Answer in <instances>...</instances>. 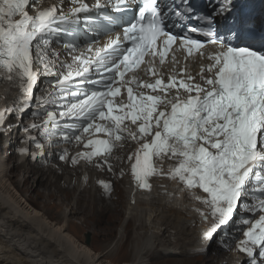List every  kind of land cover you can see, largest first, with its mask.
<instances>
[{
	"label": "snow or ice",
	"instance_id": "6c2138e0",
	"mask_svg": "<svg viewBox=\"0 0 264 264\" xmlns=\"http://www.w3.org/2000/svg\"><path fill=\"white\" fill-rule=\"evenodd\" d=\"M71 2L74 6L67 14L62 4H53L37 8L32 15L28 8L35 6L33 0H0V76L19 83L23 92L19 101L21 113L31 105L39 86L40 74L33 70V53L44 61L53 33H68L81 23L82 13L83 23L90 19L87 3ZM107 3L114 4L121 16L132 13L122 21V35L110 37L92 55L82 53L71 64L61 62L64 71L58 74L54 73L51 60L43 63L45 72L53 73L57 79L45 100L50 110H46L44 121L30 128L39 127L45 136L59 135L64 140L70 139L71 133L77 142L88 134L86 150L71 158L73 164L111 153L114 142L126 133L139 142L136 152L129 155L135 161L131 172L138 187L150 189L149 178L159 173L178 179L189 190L199 189L206 194L196 199L209 209L208 213H201L207 224L202 237L209 241L233 221L247 198L245 211L259 215L254 221L243 219L244 239L237 248L252 258L251 264H258V249L264 259V41L258 46H234L218 37L215 18L230 14L232 0H219L213 15L206 18V26L189 27L190 33L203 39L170 31L163 0ZM103 6L101 0H96V8ZM174 14L182 15L179 11ZM235 35L240 42L246 33L243 28H236ZM177 43L186 53L185 59L194 54L203 56L206 45L215 46L207 57L210 63L200 69L201 82H196L186 68H180L178 74L170 73L165 82L163 73L155 67L156 58L163 66ZM87 51L93 53L91 45ZM145 56L152 58L147 73L155 77L154 82L140 80L136 75L126 79L127 73L145 63ZM171 58L177 62L174 53ZM93 71L95 79L89 78ZM86 85L100 87L82 91ZM134 86L149 92L136 93ZM122 88L127 91V101L116 103ZM173 89L175 95L169 99L168 93ZM159 92L164 95L153 94ZM51 109H59V113ZM16 110L13 107L7 112L12 115ZM126 120L136 126L135 132L126 127ZM5 122V111H0V127ZM97 134H103V138ZM37 147L43 145L37 143ZM59 158L68 159L66 153ZM165 158L174 162L168 173L155 166V160ZM100 183L110 190L109 183ZM253 196L255 200L251 199Z\"/></svg>",
	"mask_w": 264,
	"mask_h": 264
},
{
	"label": "bare ground",
	"instance_id": "6f19581e",
	"mask_svg": "<svg viewBox=\"0 0 264 264\" xmlns=\"http://www.w3.org/2000/svg\"><path fill=\"white\" fill-rule=\"evenodd\" d=\"M83 1L88 5L96 3V0ZM104 1L108 8L114 7L113 4L107 3V0ZM53 4L57 6L62 4L63 12L66 14L74 6L71 0H39L34 7H29L28 11L35 14L37 8L43 9ZM83 16L84 14H81V17ZM110 37L114 36L105 35L102 42L106 43ZM53 40V37L49 38L44 61L36 58L33 53V70L40 74L39 86L33 99L37 107L28 108L21 117L13 114L10 117L6 116L5 125L0 129V264H116L105 258L107 254L115 252L113 251L115 246L111 245L103 252L98 251L88 235L83 241L77 234L71 232L70 227L77 220L88 224L104 223V234H108L114 229L112 225L121 221L123 215L131 228L129 226L124 228V231L118 234L119 240L123 241V238L129 237L135 231L133 259L123 264H149L148 256L152 254L192 256L209 250L212 251L210 258L215 259L223 249L228 248H231L230 252L228 256L223 255L220 258V264H241L251 260L252 258L237 248L239 241L244 239L243 219L254 221L259 215L257 213L253 216L245 211L248 207L247 198L243 205L244 210L237 212L233 221L209 241L202 237L207 224L201 215L202 212L208 213L209 209L187 188H181L183 184L179 183L178 179L157 173L149 182L150 189L138 187L130 171L133 159H129L136 146L134 143L136 140H130L126 133L123 139L114 142L111 153L93 158L91 161L80 159L78 163L73 164L71 158L86 150L84 142L89 138L88 134H83L84 139L77 142L75 135L71 133L70 139L64 140L59 135L51 138L45 136L39 127L30 128L32 124L39 126L44 121L45 115L41 117L40 115L50 110V105L46 106L45 100L48 93L53 91V81L57 79L53 73L45 72L43 63L51 60L54 73L58 74L64 71L61 62L71 64L77 55L94 54V47L93 53L87 51L90 45H84L81 51H78L76 46L59 43V38ZM214 50L205 51L201 59L197 55L187 57L184 60L187 67H181L178 62L174 63L172 60L166 61L163 66L159 64L162 67L160 72L163 73V79L167 82L170 73L178 74L180 68H186L187 73L196 78V82H201L199 78L201 65L207 66L210 63L207 57ZM91 75V79L96 78L95 71ZM137 77L149 82H154L155 79L150 75H145L144 78L140 75ZM46 81H49V86L45 89ZM10 83L8 81L6 86ZM7 88L0 87V97L5 93L11 95L20 92L21 89L19 86ZM83 90L93 89L86 85ZM135 90L136 93L149 92L148 89ZM174 91L175 89L170 91L168 96L172 98ZM1 100L2 98L0 102ZM51 110L59 113V109ZM0 111L8 114L4 108H0ZM29 115L34 117L27 120ZM125 125L129 129L127 121ZM133 128L136 126L133 125ZM97 135L103 137V134ZM18 142L21 143L19 148ZM37 143L42 144L43 148H38ZM15 150H18L17 154L9 155L10 151ZM65 153L68 159L61 160L59 157ZM16 157L19 158L17 163L14 166L9 164V161L12 158L15 160ZM173 163L167 158L155 160V166L163 173H168ZM15 170L20 173L18 178L15 177ZM100 181L109 183L110 190H106ZM22 185L26 189H23ZM114 191L119 194L117 199L113 197V194L116 195ZM32 192L36 193L37 198L42 199L62 196V199H58L63 206V221L52 219L46 210L40 208L46 205L45 202L40 204L36 202L35 205ZM205 195L202 193L198 196ZM251 199L255 200L256 197L253 196ZM102 216L107 217V220L100 221ZM123 225L125 227V224ZM169 227L173 229L170 235ZM220 233H224L222 235L224 238L219 239V244H216L215 240L220 237ZM169 241L171 242L168 245ZM258 252L259 249L255 259L258 264H264V259Z\"/></svg>",
	"mask_w": 264,
	"mask_h": 264
},
{
	"label": "rangeland",
	"instance_id": "374dc122",
	"mask_svg": "<svg viewBox=\"0 0 264 264\" xmlns=\"http://www.w3.org/2000/svg\"><path fill=\"white\" fill-rule=\"evenodd\" d=\"M28 120H29V118H28ZM19 133L21 134L22 130H20ZM19 146H21V143L18 142V148H19ZM15 151H12V152L10 151L9 155H11L12 153L17 154L18 150H15ZM18 160H19L18 157H16L15 160L12 158L9 161L10 162L9 164L14 166ZM15 174H16L15 177L18 178L19 177L18 174H20V173H18V171L15 170ZM22 187H23V189H26V187H24L23 185H22ZM32 193H33L34 198H35L34 199L35 205H36V202L39 204L45 202L44 204H46V205L40 206V208H42V210H44V211L46 210V212L48 213V215L52 219H57L58 221H63V219H64V214H63V209H62L63 206L61 203H59L60 202L59 199L63 198L62 196L56 197V198L42 199L39 197L37 198L35 192H32ZM114 193H116V195L113 194V197H115V199H117L119 197V194L116 191H114ZM124 217H125V215L121 216V218H120L121 221H118L117 223L112 225L114 229L112 232H110L108 234H104L105 233V231H104L105 227L103 226L104 223L100 224V225L96 224V222L88 224L86 222H82L81 220H77L70 227V230L72 233L77 234V236L80 239H82L83 241H85L87 239L86 236L89 234L90 239H91V243L93 244L95 249L98 251L103 252L109 246H111V245L115 246V249L113 250L115 252L111 253V254H107L106 255L107 257H105V258L111 260L113 263L123 264L125 262H131L132 261V259H133V255H132L133 250L132 249H133V244L135 241V239H134L135 231H133L129 237L123 238L124 239L123 241L119 240L120 237H118V234H120L121 231H124V228L126 229L127 226L130 227V225L127 224L128 223L127 220L125 221ZM102 220H107V217L102 216L100 221H102ZM122 223L125 224V227ZM168 230H169L168 235H170L171 234L170 232L173 231V229L171 227H169ZM100 232H102L103 234ZM223 238L224 237L217 238L215 240V243L217 244V242L220 241L219 239H223ZM110 239H111V241H110ZM173 240H174V238H173ZM170 242L171 241L168 242V245L170 244ZM173 245H174V243H173ZM230 249L231 248L222 250V252H220L221 254H219L215 259L210 258L212 256L211 250H209L208 252H203V254H193L192 256H179V255H173V256L158 255L157 256L156 254H152V255L148 256V258H149V264H220V258L223 255L228 256L227 254L230 252ZM182 261H184V262L191 261V262L183 263ZM249 262H251V260H249V261L246 260V261L242 262L241 264H250Z\"/></svg>",
	"mask_w": 264,
	"mask_h": 264
},
{
	"label": "water",
	"instance_id": "95a60500",
	"mask_svg": "<svg viewBox=\"0 0 264 264\" xmlns=\"http://www.w3.org/2000/svg\"><path fill=\"white\" fill-rule=\"evenodd\" d=\"M88 237L90 238L89 234H88Z\"/></svg>",
	"mask_w": 264,
	"mask_h": 264
}]
</instances>
